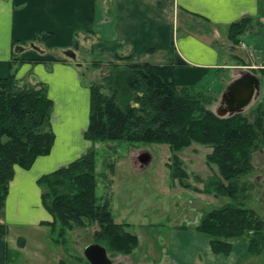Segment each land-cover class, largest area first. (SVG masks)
Wrapping results in <instances>:
<instances>
[{
	"label": "trees",
	"instance_id": "trees-1",
	"mask_svg": "<svg viewBox=\"0 0 264 264\" xmlns=\"http://www.w3.org/2000/svg\"><path fill=\"white\" fill-rule=\"evenodd\" d=\"M256 21L245 16L231 23L229 39L239 44ZM53 34L36 30L26 43L14 40L9 73L0 76V211L6 205L15 167L29 169L39 156L51 153L56 139L51 121L55 103L47 85L22 83L16 75L24 62L46 61L25 58L24 53L36 51L30 47L38 48ZM102 63L94 59L92 66ZM107 64V74L90 83V121L84 137L92 142V148L38 179L42 203L53 217L44 221L51 226L53 241L65 244L69 231L95 223L98 228L92 242L103 244L113 256L132 254L139 246L138 235L128 230L130 223L115 220L111 197L96 194V142L168 143L171 176L181 185L193 187L177 151L197 141L212 147L206 160L217 166L218 172L205 181L204 188H193L230 200L204 211L196 231L208 239L216 255L229 256L235 239L247 241L249 255L264 253V218L245 203L255 188L247 179L255 170L253 154L264 148V98L257 104L253 121L243 112L219 116L209 107L213 95L196 91L195 84L177 83V62ZM261 71L264 73V67ZM0 230L6 231L4 225ZM79 259L90 264L84 256Z\"/></svg>",
	"mask_w": 264,
	"mask_h": 264
},
{
	"label": "crops",
	"instance_id": "crops-1",
	"mask_svg": "<svg viewBox=\"0 0 264 264\" xmlns=\"http://www.w3.org/2000/svg\"><path fill=\"white\" fill-rule=\"evenodd\" d=\"M263 7L264 0H0V76L9 73L14 40L26 43L36 30L54 33L24 57L46 60L27 62L25 74L29 82L47 85L55 103L51 121L56 134L50 154L39 156L29 169L15 167L0 211V225L6 229L0 230V264H88L79 256L69 257L66 244L53 241L51 226L44 224L53 217L42 203L38 179L93 146L84 131L96 72L100 75L112 61L177 62V83L196 84L209 69L228 65L221 49L229 41V25L245 16L263 18ZM83 47L103 60L100 67L86 66L89 79L84 63L61 54L74 58ZM127 55L130 59H118ZM196 232L173 230L169 248L156 264H194L200 250L207 264H248L247 241L234 244L232 253L220 258L210 244L202 247Z\"/></svg>",
	"mask_w": 264,
	"mask_h": 264
},
{
	"label": "rangeland",
	"instance_id": "rangeland-1",
	"mask_svg": "<svg viewBox=\"0 0 264 264\" xmlns=\"http://www.w3.org/2000/svg\"><path fill=\"white\" fill-rule=\"evenodd\" d=\"M261 15L263 18H256L258 21L250 32L242 36L239 44L229 39L222 45L223 61L228 65L209 69L195 84L196 91L213 95L209 107L216 113L221 106L225 109L223 93H227L230 84L243 75L254 74L259 81V89L253 101L242 112L252 121L256 117L257 104L264 98V73L261 71L264 67V7ZM32 48L36 49L30 47ZM82 49L79 53L75 51L74 58L64 52L61 54L70 61L84 63L83 71L89 79L91 74L86 66H91L92 61L100 57L91 56L89 50L84 47ZM27 65V62H24L17 68L16 75L22 83L28 81V74H25ZM107 69H101L100 75L96 72L93 81H100L107 74ZM95 150L96 194L98 197H111V211L115 220L130 223L128 230L137 234L140 241L132 254L113 256L108 252L113 264H156L169 248L173 230L184 226L196 231L195 227L204 211L230 200L225 195L217 196L193 188H204L205 181L218 172L217 166L209 165L206 160L207 154L212 152V147L197 141L177 151L184 160L185 168L189 172L188 181L193 187H185L171 176L169 165L172 161V150L168 143L118 139L96 142ZM143 156H148V161L142 162ZM253 163L255 170L247 179L254 183L255 188L245 203L246 206L256 209L264 218V148L253 154ZM97 228L94 223L69 231L65 242L67 255L84 256V247L92 242L93 233ZM197 234L201 237L202 247L208 249V239ZM244 242L245 239L234 240V244L244 245ZM200 253L203 255V251L200 250ZM202 255L196 256L194 264H207ZM213 255L227 257L214 253ZM247 257L245 262L249 261L248 264H264V253Z\"/></svg>",
	"mask_w": 264,
	"mask_h": 264
},
{
	"label": "water",
	"instance_id": "water-1",
	"mask_svg": "<svg viewBox=\"0 0 264 264\" xmlns=\"http://www.w3.org/2000/svg\"><path fill=\"white\" fill-rule=\"evenodd\" d=\"M259 89V81L254 74L243 75L235 79L228 87L225 98L230 104L223 111H218L219 116L232 115L242 112L254 99ZM148 156L141 158L142 162L148 161ZM85 258L90 264H113L106 246L98 242H91L84 247Z\"/></svg>",
	"mask_w": 264,
	"mask_h": 264
},
{
	"label": "flooded vegetation",
	"instance_id": "flooded-vegetation-1",
	"mask_svg": "<svg viewBox=\"0 0 264 264\" xmlns=\"http://www.w3.org/2000/svg\"><path fill=\"white\" fill-rule=\"evenodd\" d=\"M226 98H229V95H227ZM226 98H224V104H223V106H224L225 108H228L230 104L228 103V101L226 100Z\"/></svg>",
	"mask_w": 264,
	"mask_h": 264
},
{
	"label": "bare ground",
	"instance_id": "bare-ground-1",
	"mask_svg": "<svg viewBox=\"0 0 264 264\" xmlns=\"http://www.w3.org/2000/svg\"><path fill=\"white\" fill-rule=\"evenodd\" d=\"M222 111V110H221Z\"/></svg>",
	"mask_w": 264,
	"mask_h": 264
}]
</instances>
